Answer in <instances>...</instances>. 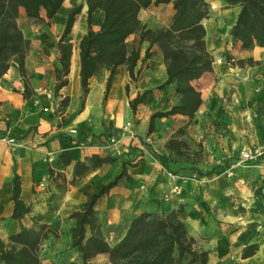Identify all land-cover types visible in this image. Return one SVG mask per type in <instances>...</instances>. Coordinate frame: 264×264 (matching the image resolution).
I'll return each instance as SVG.
<instances>
[{"label": "crops", "instance_id": "0c3cea01", "mask_svg": "<svg viewBox=\"0 0 264 264\" xmlns=\"http://www.w3.org/2000/svg\"><path fill=\"white\" fill-rule=\"evenodd\" d=\"M208 2L211 17L203 24L213 69L192 81L203 102L193 116L156 117L152 129V114L178 104L179 95L173 85L159 88L167 78L163 52L155 44L144 58L149 42L140 44V33L144 25L169 26L172 3L142 9L139 28L126 40L128 53L141 50L138 79L119 65L107 90L110 71L103 68L90 79L85 95L79 44L89 29L101 28L105 9H94L90 22L87 0H64L51 21L45 10L42 19L30 21L21 9L17 21L30 40L29 49L12 55L0 77V241L5 249L22 248L10 237L34 229L41 237L35 249L38 264H85L72 246L73 213L125 170L93 205L86 238L101 234L113 246L135 217L149 213L165 218L174 212L194 239V249L207 252L208 264H264V154L227 174L243 147H264V113L259 112L264 109V47L243 49L240 42L232 47L228 34L240 8ZM77 6L81 11L67 38L72 43L69 82L57 91V42ZM147 90L146 102L134 113L130 101ZM126 125L130 130L124 132ZM122 135L123 152L117 154L107 147L108 138ZM147 135L154 144L143 143ZM79 163L85 165L77 173ZM15 177L20 206L13 197ZM175 186L178 193L172 191ZM155 230L160 236L174 235L166 224ZM251 245L255 247L245 254ZM0 264L8 263L0 256ZM87 264L114 263L108 253H98Z\"/></svg>", "mask_w": 264, "mask_h": 264}, {"label": "trees", "instance_id": "16d2710c", "mask_svg": "<svg viewBox=\"0 0 264 264\" xmlns=\"http://www.w3.org/2000/svg\"><path fill=\"white\" fill-rule=\"evenodd\" d=\"M64 0H0V77L8 70L12 55L20 54L29 49L30 40L24 36L18 25V18L23 9L30 21L42 19L41 11L45 10L49 21L61 7ZM229 6L238 5L240 11L236 22L231 27L232 41L240 42L243 49L255 46L264 47V0H221ZM173 4L174 14L169 26L160 28L142 27L140 44L149 42L144 58L150 56L149 49L158 45L164 55L167 78L159 88L175 86L179 95V103L169 110L152 114L150 128L156 117L183 114L193 116L203 100L201 92L192 84L206 72L213 69V55L207 45V30L203 20L210 14L208 0H87L89 22L94 9L103 7L106 11L101 28L97 31L89 29L80 40V75L83 95L88 92L90 79L104 68L110 71L107 90L111 85L112 76L119 65H126L132 80L139 74L135 67L141 59L140 47L127 51L126 40L140 26L139 12L150 5ZM81 6L73 8L67 18L66 26L57 42L60 51V69L56 90L68 84L70 72L72 43L69 37ZM227 59L231 56L227 54ZM23 72V64L20 62ZM139 73V72H138ZM149 90L130 101V107L136 113L138 106L146 102ZM84 101H82V104ZM96 159V157H95ZM85 165L77 164V171ZM81 166V167H80ZM79 167V168H78ZM126 174L123 170L113 181L102 185L89 195L88 201L81 211L73 213L77 223L73 228L72 246L82 255L83 261L98 253H108L114 264H208L207 252L194 249V239L189 236L186 225L178 219L174 212L165 218L158 214L143 213L135 217L121 241L110 246L101 234H93L86 238V225L94 221L93 205L97 199L113 187ZM20 185L15 177L14 200L20 206ZM16 215V213H15ZM18 215V214H17ZM169 225L173 236H160L156 233L158 225ZM44 226H41L43 228ZM11 241L23 244L18 250L5 249L0 241V256L8 264H38L35 249L41 241L38 231L23 230L12 235ZM255 246L247 248L250 253Z\"/></svg>", "mask_w": 264, "mask_h": 264}, {"label": "built area", "instance_id": "2783aa9c", "mask_svg": "<svg viewBox=\"0 0 264 264\" xmlns=\"http://www.w3.org/2000/svg\"><path fill=\"white\" fill-rule=\"evenodd\" d=\"M216 61L222 62L223 59L218 58ZM50 95H51V93H50ZM123 130H124V132L129 131L130 125L124 126ZM130 135L133 139H136V137H137L134 133H130ZM142 141H143V143H146V144H151V145L154 144V139L151 135L145 136L142 139ZM10 142H14V139H10ZM107 147L113 149L114 152H116L117 154H121L123 152V147H124L123 135L121 137H117V136L109 137L108 142H107ZM154 150H155V152H158V148L155 147ZM263 153H264V151L261 147L253 146V147L243 148L240 152L238 160L229 166V168L227 170V174L229 176H232L237 167L241 166L242 164H246L248 162H251L252 160H255L256 158L261 156ZM50 159H52V158H50ZM168 175L173 177V178L177 177L172 172H168ZM41 185H44V184L42 183ZM172 191L178 193L179 189L177 186H175Z\"/></svg>", "mask_w": 264, "mask_h": 264}, {"label": "rangeland", "instance_id": "374dc122", "mask_svg": "<svg viewBox=\"0 0 264 264\" xmlns=\"http://www.w3.org/2000/svg\"><path fill=\"white\" fill-rule=\"evenodd\" d=\"M218 1H220V2H222L221 0H218ZM222 4H223V7H238V8H240V6H238V5H234V6H229V5H227V4H225L224 2H222ZM210 9H211V5H210ZM209 17H211V12H210V14H209V16H208V18ZM236 22V21H235ZM156 25H159V24H157L156 23ZM234 25V24H233ZM157 28V27H156ZM153 29V28H152ZM231 30V29H230ZM228 36L230 37V39H231V36H230V31H229V34H228ZM232 40V39H231ZM232 47H235V43H234V45L232 46ZM209 49V48H208ZM264 50V49H263ZM225 53H226V55L227 54H229V51L227 50V49H225ZM229 62L230 63H233V61L230 59L229 60ZM263 82H264V76H263ZM259 112L260 113H264V109H263V107H259ZM247 147H253V146H247ZM243 148H246V147H243ZM263 149V151H264V147L262 148ZM264 154V153H263ZM262 154V155H263ZM260 157V156H259ZM257 159V158H256ZM255 159V160H256ZM253 163V160L251 161V162H248V163H246V164H242L240 167H245V166H248V165H250V164H252Z\"/></svg>", "mask_w": 264, "mask_h": 264}]
</instances>
